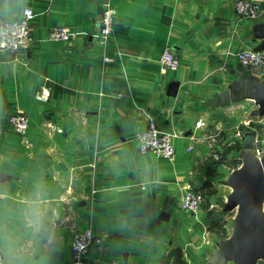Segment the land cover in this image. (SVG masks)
<instances>
[{"label":"crops","instance_id":"0c3cea01","mask_svg":"<svg viewBox=\"0 0 264 264\" xmlns=\"http://www.w3.org/2000/svg\"><path fill=\"white\" fill-rule=\"evenodd\" d=\"M103 1L0 0V20L36 13L33 45L0 52V264H73L86 228L103 241L83 264H264L250 258L260 229L234 186L248 153L237 126L264 115V70L237 53L264 43V17H241L235 0H113L102 42ZM54 26L74 41L52 40ZM168 46L176 69L160 62ZM18 110L28 142L9 125ZM148 114L179 134L174 160L140 151ZM189 185L210 192L197 213L179 205ZM219 204L235 220L221 222Z\"/></svg>","mask_w":264,"mask_h":264},{"label":"built area","instance_id":"2783aa9c","mask_svg":"<svg viewBox=\"0 0 264 264\" xmlns=\"http://www.w3.org/2000/svg\"><path fill=\"white\" fill-rule=\"evenodd\" d=\"M236 10L243 18L259 19L264 17V0H235ZM36 17V13L31 7L24 9L22 16L16 19L0 20V52L18 53L33 45L30 36V24ZM99 23V40L106 42L108 36L113 32V27L118 18V9L114 6L113 0H104L101 12L95 16ZM76 35L67 26H54L50 30V38L55 41L70 43L74 41ZM238 60L251 68H261L264 70V50L247 48L237 53ZM109 61V57H105ZM160 62L165 69H176L181 63L180 56L171 47H166L160 56ZM40 101L48 99V93L44 89L36 95ZM148 125L138 133L137 139L142 153L151 152L156 156L174 160L176 156L175 141L179 134L174 131L163 130L159 127L156 119L150 114ZM9 125L20 134L24 141L28 142L27 136L30 127L29 117L24 111H16L8 116ZM250 121L242 126H237L236 136L240 140L246 137V130ZM264 141V134L254 135L253 150L255 157L261 158L264 155V148L260 142ZM263 144V143H262ZM264 145V144H263ZM204 201V196L191 185L184 189L180 197V207L192 213H197ZM101 237L95 236L91 228L77 229L73 234L72 249L74 254L73 264H83L84 256L93 244H100Z\"/></svg>","mask_w":264,"mask_h":264},{"label":"water","instance_id":"95a60500","mask_svg":"<svg viewBox=\"0 0 264 264\" xmlns=\"http://www.w3.org/2000/svg\"><path fill=\"white\" fill-rule=\"evenodd\" d=\"M255 50H264V43L260 44ZM255 69L262 71L260 68ZM227 94V91L222 94V100L219 102L221 105L230 103ZM260 105L263 110L264 101H260ZM255 134V131H250L245 138L244 146L248 151L253 148ZM251 157L246 159L245 165L238 172L234 186L241 212L248 222L256 223L260 229L258 242L250 254V258L254 260L264 253V209L258 199V192L264 186V158L260 160L254 154Z\"/></svg>","mask_w":264,"mask_h":264},{"label":"rangeland","instance_id":"374dc122","mask_svg":"<svg viewBox=\"0 0 264 264\" xmlns=\"http://www.w3.org/2000/svg\"><path fill=\"white\" fill-rule=\"evenodd\" d=\"M247 119H250L251 120V122L249 123L248 126L251 127L252 129L251 130H246V133H247L246 134V137H247V135H248V133L250 131H255L256 132V135H257V133H259L260 135H263L264 134V115L263 116H257L255 113H252L251 112V113H249V116H248ZM243 141L245 143V139ZM262 143L264 144V141ZM262 143L260 142L259 145L264 148V145ZM247 152L248 153L246 154V159L247 158H250L251 155H253V154L255 155L253 148L250 151L247 150ZM263 158H264V155H263V157L261 159H263ZM223 200H226V194H225V192L222 193V201ZM228 200H229V198L227 199V201ZM203 203H204V201H203ZM232 204H234V203H232ZM232 206L234 207V205H232ZM262 207L264 208V206H262ZM219 209L221 210V213H220V215H221V217H220L221 222H228V221H231V220H235V217L234 216H235V213H236L237 209H234V208L231 207L230 209L224 210V205H222V204H219ZM237 230H238L237 228H234L233 234H235L237 232Z\"/></svg>","mask_w":264,"mask_h":264},{"label":"trees","instance_id":"16d2710c","mask_svg":"<svg viewBox=\"0 0 264 264\" xmlns=\"http://www.w3.org/2000/svg\"><path fill=\"white\" fill-rule=\"evenodd\" d=\"M233 147H234V145H233ZM232 147V148H233ZM197 191H200L202 194H203V196H204V200H205V198L207 197V194L208 193H210V192H206V191H204V190H202V189H199V188H195ZM176 263L177 264H186V262L184 261V260H182V258H181V256H176Z\"/></svg>","mask_w":264,"mask_h":264},{"label":"bare ground","instance_id":"6f19581e","mask_svg":"<svg viewBox=\"0 0 264 264\" xmlns=\"http://www.w3.org/2000/svg\"><path fill=\"white\" fill-rule=\"evenodd\" d=\"M234 190V189H233ZM239 205H240V203H239ZM238 207V206H237Z\"/></svg>","mask_w":264,"mask_h":264}]
</instances>
